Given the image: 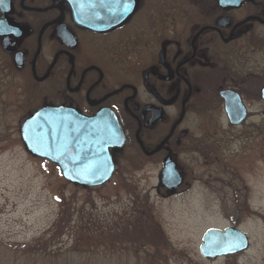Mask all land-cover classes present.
<instances>
[{
	"label": "flooded vegetation",
	"instance_id": "flooded-vegetation-1",
	"mask_svg": "<svg viewBox=\"0 0 264 264\" xmlns=\"http://www.w3.org/2000/svg\"><path fill=\"white\" fill-rule=\"evenodd\" d=\"M131 5L124 0V15ZM108 11L106 0H0L1 55L50 99L44 107L86 118L112 112L125 136L124 146L111 150L115 173L124 153L133 154L127 165L155 164L161 176L170 160L184 180L166 189L176 192L188 185L182 154L205 153L200 140H212L203 118L214 100L223 103L230 126L249 119L237 87L258 77L250 71L255 55L264 54V0L234 8L220 0H137L123 24L92 30L95 15L118 20ZM226 91L237 93L248 111L241 125L230 123Z\"/></svg>",
	"mask_w": 264,
	"mask_h": 264
},
{
	"label": "rangeland",
	"instance_id": "rangeland-1",
	"mask_svg": "<svg viewBox=\"0 0 264 264\" xmlns=\"http://www.w3.org/2000/svg\"><path fill=\"white\" fill-rule=\"evenodd\" d=\"M1 59L0 52V67ZM255 60L250 74L257 79H241L237 87L246 98L248 121L238 128L230 126L223 103L214 100L213 109L203 118L212 140H200L205 153L182 154L181 162L189 168L181 173L188 185L172 193L161 185L157 165H127L132 153H124V165L103 187L88 189L67 182L57 165L33 156L21 138L23 122L49 105L50 99L34 89L25 74L0 77V241L28 247L63 216L67 223L63 236L49 251L70 250L75 238L88 229L92 241L81 244L79 255L73 256L75 264H136L125 246L122 252L120 243L112 246L118 234L110 232L116 224L125 225L129 215L137 222L150 216L167 241L156 264L234 260L264 264V102L260 98L264 54L257 53ZM227 228L245 232L249 249L234 257L204 259L200 247L205 233ZM147 249L155 253L153 247ZM65 260L58 261L67 264ZM44 261L50 264L54 259Z\"/></svg>",
	"mask_w": 264,
	"mask_h": 264
},
{
	"label": "water",
	"instance_id": "water-1",
	"mask_svg": "<svg viewBox=\"0 0 264 264\" xmlns=\"http://www.w3.org/2000/svg\"><path fill=\"white\" fill-rule=\"evenodd\" d=\"M106 1L109 8L107 14L118 20H99V15H95L97 19L88 22L92 30H110L113 26L123 24L137 8V0H130L132 5L128 14L124 15V0ZM245 1L248 0H220V3L224 7L234 8ZM5 50L13 51L7 44ZM20 59L21 56L18 55V60ZM221 96L226 101L225 110L230 123L243 124L248 111L239 95L226 91ZM261 99L264 102V87ZM21 138L33 156L57 165L67 182L90 189L100 188L113 178L115 164L111 150L122 148L125 144L121 126L112 112L86 118L75 110L63 107H43L36 111L23 122ZM183 182L176 164L169 160L162 173V186L175 191ZM249 246V237L239 229H210L203 237L200 254L206 260H215L240 255Z\"/></svg>",
	"mask_w": 264,
	"mask_h": 264
},
{
	"label": "trees",
	"instance_id": "trees-1",
	"mask_svg": "<svg viewBox=\"0 0 264 264\" xmlns=\"http://www.w3.org/2000/svg\"><path fill=\"white\" fill-rule=\"evenodd\" d=\"M0 67V77L15 75L17 70L10 63V61L2 55ZM2 85H0V96H2ZM133 215L126 217V223L122 227L118 224L115 225V229L110 232L113 234L117 232V239L111 241L113 247H117L120 243L123 247L121 252L126 248L128 254L136 259V264H156L161 260L163 248L166 245V237L162 232L160 226L153 217L139 219V222L133 221ZM118 223V222H117ZM66 222L63 221V216L56 222L51 230H48L43 236L38 239L34 244L24 246H12L7 245L3 241H0V264H18L22 260L26 261V264H44V260L48 257H52L54 261L50 264H60L58 261L62 257H66L67 264H75L73 262V256L79 255L78 250L82 246L83 242L92 241L88 233V229L83 230L80 235L75 238V243L70 250L63 251L58 248L57 250H50V248H56L58 246V240L63 236V231L66 227ZM148 247H153L155 253L149 252ZM168 247H166L167 249ZM115 251V249L113 250ZM119 254V250H118ZM124 256V254H123ZM237 262L231 261L229 264H236ZM46 264V263H45Z\"/></svg>",
	"mask_w": 264,
	"mask_h": 264
}]
</instances>
